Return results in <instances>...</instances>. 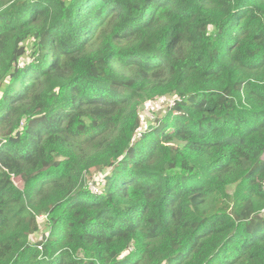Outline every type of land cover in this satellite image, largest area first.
<instances>
[{
  "label": "trees",
  "instance_id": "16d2710c",
  "mask_svg": "<svg viewBox=\"0 0 264 264\" xmlns=\"http://www.w3.org/2000/svg\"><path fill=\"white\" fill-rule=\"evenodd\" d=\"M263 156L264 0H0V264H264Z\"/></svg>",
  "mask_w": 264,
  "mask_h": 264
},
{
  "label": "rangeland",
  "instance_id": "374dc122",
  "mask_svg": "<svg viewBox=\"0 0 264 264\" xmlns=\"http://www.w3.org/2000/svg\"><path fill=\"white\" fill-rule=\"evenodd\" d=\"M173 101H174V97L169 95V96H166V99H163L162 102L161 101L157 102V100H154L152 102V104L145 105V108H143V106H142L141 109L144 110V113L147 112V115L154 114L156 119L153 121L156 124L157 119H162L164 117V115H166L168 109L172 106L171 102H173ZM107 175H108V171L105 174L99 175L96 181L89 183V187L91 188V184H92V185H95L94 188L100 189L101 187H103V185H104L103 183H104L105 177H107ZM15 181H16L18 186H22V181L20 178L19 179L15 178ZM99 183H100V185H99ZM45 217H46V215L40 217L41 222H43V226L41 228V231L38 234H35L33 236V239H35V240L42 239L43 236L45 234H47L49 231L50 223H49L48 219Z\"/></svg>",
  "mask_w": 264,
  "mask_h": 264
},
{
  "label": "built area",
  "instance_id": "2783aa9c",
  "mask_svg": "<svg viewBox=\"0 0 264 264\" xmlns=\"http://www.w3.org/2000/svg\"><path fill=\"white\" fill-rule=\"evenodd\" d=\"M163 99H166V96H163V97L159 98V99L157 100V102H159V101L162 102ZM176 100H177V99H174V101L171 102L172 106L175 105ZM145 116H146V117H150L152 120H155V119H156V117H155L154 114H149V115L146 114ZM143 124H144V125L142 126V129H145V128H146V123H145V121H143ZM137 137H139V138L142 137L141 132L138 133ZM94 187H95V185H92V184H91V188H90V189L93 190L94 193H99V192H101L102 187H101L100 189H98V188H94Z\"/></svg>",
  "mask_w": 264,
  "mask_h": 264
},
{
  "label": "water",
  "instance_id": "95a60500",
  "mask_svg": "<svg viewBox=\"0 0 264 264\" xmlns=\"http://www.w3.org/2000/svg\"><path fill=\"white\" fill-rule=\"evenodd\" d=\"M144 121L148 130H151L155 126V122L150 117H145Z\"/></svg>",
  "mask_w": 264,
  "mask_h": 264
},
{
  "label": "clouds",
  "instance_id": "9594fccd",
  "mask_svg": "<svg viewBox=\"0 0 264 264\" xmlns=\"http://www.w3.org/2000/svg\"><path fill=\"white\" fill-rule=\"evenodd\" d=\"M263 157H264V156H263ZM263 157H262V158H263Z\"/></svg>",
  "mask_w": 264,
  "mask_h": 264
}]
</instances>
